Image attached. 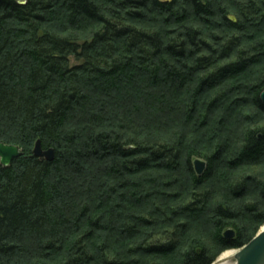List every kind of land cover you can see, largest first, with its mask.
Listing matches in <instances>:
<instances>
[{"label":"trees","instance_id":"trees-1","mask_svg":"<svg viewBox=\"0 0 264 264\" xmlns=\"http://www.w3.org/2000/svg\"><path fill=\"white\" fill-rule=\"evenodd\" d=\"M263 91L264 0H0V142L22 150L0 162V264L242 248L264 225Z\"/></svg>","mask_w":264,"mask_h":264},{"label":"water","instance_id":"water-1","mask_svg":"<svg viewBox=\"0 0 264 264\" xmlns=\"http://www.w3.org/2000/svg\"><path fill=\"white\" fill-rule=\"evenodd\" d=\"M260 97L264 102V91L261 93ZM21 155L22 150L19 146L0 142V162L4 167H9L13 161ZM33 155L51 161L54 159L55 150L53 148L45 150L41 140H38L34 147ZM206 165V162L202 159L198 158L194 161L195 170L198 175L204 174ZM223 235L225 238L230 239L235 236V231L233 229H228ZM234 258L236 259V264H264V229H262L249 243L239 249L235 253Z\"/></svg>","mask_w":264,"mask_h":264},{"label":"rangeland","instance_id":"rangeland-1","mask_svg":"<svg viewBox=\"0 0 264 264\" xmlns=\"http://www.w3.org/2000/svg\"><path fill=\"white\" fill-rule=\"evenodd\" d=\"M263 227H264V225L261 226V228L259 229V232L262 230ZM259 232H258V233H259ZM258 233H257V234H258ZM257 234H256V235H257ZM239 249H241V248H235V249H228V250H225L224 252H222V253L217 257V259H216V261H215L214 264H216V263H218V262L220 261V258H221V256H222L224 253H226V252H228V251H234V252H236V251H238ZM227 261L229 262V264H236V259L234 258V253L231 254V255L228 257Z\"/></svg>","mask_w":264,"mask_h":264},{"label":"bare ground","instance_id":"bare-ground-1","mask_svg":"<svg viewBox=\"0 0 264 264\" xmlns=\"http://www.w3.org/2000/svg\"><path fill=\"white\" fill-rule=\"evenodd\" d=\"M262 229H264V227H263ZM236 252H237V251H236ZM236 252H234V251H228V252L224 253V254L221 256L220 261H219L218 263H216V264H229V262L227 261L228 257H229L231 254H233V253H234V255H235Z\"/></svg>","mask_w":264,"mask_h":264}]
</instances>
